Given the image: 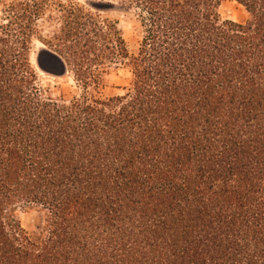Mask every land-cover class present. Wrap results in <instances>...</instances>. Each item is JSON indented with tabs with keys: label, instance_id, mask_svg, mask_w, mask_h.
<instances>
[{
	"label": "trees",
	"instance_id": "1",
	"mask_svg": "<svg viewBox=\"0 0 264 264\" xmlns=\"http://www.w3.org/2000/svg\"><path fill=\"white\" fill-rule=\"evenodd\" d=\"M81 1L0 0V264H264V0H114L132 47Z\"/></svg>",
	"mask_w": 264,
	"mask_h": 264
},
{
	"label": "rangeland",
	"instance_id": "2",
	"mask_svg": "<svg viewBox=\"0 0 264 264\" xmlns=\"http://www.w3.org/2000/svg\"><path fill=\"white\" fill-rule=\"evenodd\" d=\"M99 1V0H98ZM105 3L104 9H94L88 5V1L82 0L81 3L85 4L86 8H89L92 12L100 14L102 17L115 20L117 27L123 33L124 38L128 44L132 47L136 42L138 35V23L133 13L126 9L118 1L112 0H100ZM219 12L222 19H228L235 22H242L246 19L247 14L244 8L233 0H224L220 7ZM2 16L0 13V22ZM60 14L55 11L51 19L44 17L43 19H37L36 27L42 37V39H49L53 35L57 34L59 27L62 24ZM46 48V45L41 39L34 37L31 45V59L38 70L39 78L43 86H49L55 93H58L59 89H66L71 92L78 90L76 83L73 79L72 73L67 72L64 76L58 77L52 74L46 73L38 68L36 58L40 50ZM128 74L124 69H115L113 66L109 68V74L106 76V86L100 90L103 97L116 95L122 93L121 87L126 84ZM22 224L28 225L30 221V215L25 213L20 214Z\"/></svg>",
	"mask_w": 264,
	"mask_h": 264
},
{
	"label": "water",
	"instance_id": "3",
	"mask_svg": "<svg viewBox=\"0 0 264 264\" xmlns=\"http://www.w3.org/2000/svg\"><path fill=\"white\" fill-rule=\"evenodd\" d=\"M87 1H88V5L90 7H92V8H94V9H104L105 8V3L104 2H101V1H98V0H95V1L87 0ZM36 63H37V66H38L39 69H41L42 71L46 72V70L39 64L38 57L36 58ZM65 73H67V70H66L65 66H62V71H61L60 75H63Z\"/></svg>",
	"mask_w": 264,
	"mask_h": 264
}]
</instances>
